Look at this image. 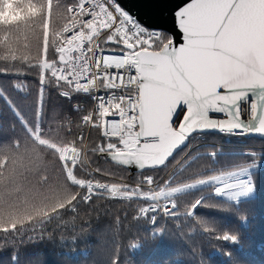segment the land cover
<instances>
[{
    "label": "trees",
    "instance_id": "1",
    "mask_svg": "<svg viewBox=\"0 0 264 264\" xmlns=\"http://www.w3.org/2000/svg\"><path fill=\"white\" fill-rule=\"evenodd\" d=\"M77 1L0 0V228L24 221L8 233L18 264H113L117 257L118 264H264V140L196 133L164 166L143 173L109 161L103 153L127 150L123 141L135 137L132 128L124 121L119 135L108 134L107 116L88 127L90 94L52 74ZM41 139L77 156L64 157ZM247 165L249 196H216L217 183L190 186ZM141 176L155 177L153 186L168 191L158 198L177 202L179 216L161 215L154 225L133 219L149 201L132 197L157 202L147 185L127 190L143 184ZM198 198L194 216L183 215ZM156 227L162 235H153ZM11 254L0 250V264H11Z\"/></svg>",
    "mask_w": 264,
    "mask_h": 264
},
{
    "label": "snow or ice",
    "instance_id": "2",
    "mask_svg": "<svg viewBox=\"0 0 264 264\" xmlns=\"http://www.w3.org/2000/svg\"><path fill=\"white\" fill-rule=\"evenodd\" d=\"M88 2L89 0H85V3ZM103 2L107 6V17L95 23H103L105 28L112 32L105 43L121 49L120 52L113 53L114 55L127 59V53L131 57L128 62L133 67L128 71L129 79L136 78L137 73L143 70L149 75L160 77L161 82L168 87L184 93V99L175 104L174 110L169 109L165 117L166 124L157 126L161 138L164 128L170 127L173 131H179L184 139L172 149L171 154L162 164L150 167L164 166L174 151L186 141L192 133L185 129L193 117H201L209 121H217L220 117L227 118L229 113L224 109L225 101L236 93L242 94L234 100V106L239 108L241 102H244L251 110L253 93L244 89L251 88L252 85L250 83L238 85L237 81L244 80L250 73H257L264 78V0H140L139 7L149 17L147 21L135 16L121 3V0H103ZM109 19L112 23L107 22ZM89 20H92L91 10L87 13L85 23ZM105 28L100 31L103 32ZM165 36L167 41H164ZM157 42H161L163 52L159 49L151 51L155 49ZM141 49L149 51L147 54H142ZM44 54L46 59V49ZM107 54L109 53H103V55ZM112 71L117 75L123 74V68L119 70L113 68ZM138 78L145 80L147 77L140 75ZM65 99L71 97L65 96ZM96 99L99 101L103 97L97 96ZM210 100L214 103H207ZM43 106L44 99L41 92L39 98L41 110ZM79 110V105L73 107V111ZM133 111L134 109H130V114ZM146 115L144 105L141 104L140 116L143 122H147ZM137 127H143V124L134 125V130ZM157 127L145 129L150 131L151 135H137L134 141L135 147L131 149L133 154L145 157L153 154L156 144L147 141L157 139ZM198 130L211 129H193V131ZM211 155L215 154L211 153ZM65 163L68 161L65 160ZM120 166L135 171H145L149 167L135 161ZM141 179L143 184L128 185L127 190L134 191L139 187L144 191L145 185L151 188L156 183L153 176H141ZM193 186L195 185L191 187ZM216 193L219 194V191ZM91 195L90 193L85 198V203H91ZM131 199L149 201L148 205L137 209V214L133 217L135 220L148 219L154 225L161 215L179 216L180 205L175 201L169 205L151 207L152 201L149 196H134ZM201 205L202 198L196 199L188 205L190 211L184 212L183 215L194 216L195 209ZM23 223L24 221L14 220L10 227L0 228V250L6 247L12 249L11 264H18L19 253L15 248V238L9 240L8 233L11 231L15 234L17 224ZM154 229L156 231L153 235L163 234V229L157 227ZM118 262L117 257L113 264Z\"/></svg>",
    "mask_w": 264,
    "mask_h": 264
},
{
    "label": "built area",
    "instance_id": "3",
    "mask_svg": "<svg viewBox=\"0 0 264 264\" xmlns=\"http://www.w3.org/2000/svg\"><path fill=\"white\" fill-rule=\"evenodd\" d=\"M106 7L103 0H89L88 3H85V0H78L70 7L73 23L57 47L59 55L52 66V74L55 78L67 82L74 91L90 94L92 110L83 119V123L88 127L91 126L95 117H103L104 112L115 110L114 114L107 115L103 119V124L108 134L119 135L123 123L122 115L126 116L125 122L131 128L135 123L136 87L139 88L140 79L137 77L129 79L128 71L133 67L128 62L131 57L127 53V59L114 55L113 53H118L121 49H111L103 42V39L112 32H109L103 23L97 24L95 21L107 17ZM90 10L92 20L85 23ZM107 22L112 23L110 19ZM102 28H105L103 32L100 31ZM156 46L152 50H156ZM104 52L109 54L103 55ZM113 68L117 70L123 68V74L117 75L112 71ZM97 96L103 99L98 101ZM130 109H134L131 114ZM235 185L241 189V192L250 189V182L247 178L237 180ZM229 186L228 183L216 185L213 193L217 196L227 192ZM149 189L152 190L151 195L157 201L151 204V207L171 203L158 198L163 192L162 188H155L152 185ZM216 191H219V194Z\"/></svg>",
    "mask_w": 264,
    "mask_h": 264
},
{
    "label": "water",
    "instance_id": "4",
    "mask_svg": "<svg viewBox=\"0 0 264 264\" xmlns=\"http://www.w3.org/2000/svg\"><path fill=\"white\" fill-rule=\"evenodd\" d=\"M121 3L135 16L146 21L149 20V17L145 14L144 10L139 7L140 0H121ZM159 50L163 52L164 48L162 47ZM148 51L149 50H141V53L147 54ZM140 75H144L147 78L145 80H140L139 125L143 124V127H138L137 135H151V132L145 131V129H151L166 124L165 117L168 114L169 109L171 108L174 110L175 104L184 99V93L168 87L161 82L160 77L149 75L143 70L140 71ZM246 83L252 85L251 88L244 89L245 91L253 93L251 110H249V106L244 102H241L239 108L234 106V100L242 94L236 93L225 101L224 109L229 113L227 118L220 117L217 121H209L205 118L193 117L185 131L191 132L192 134L190 136L196 133L201 134L218 131L243 133L264 140V86H262L264 85V78H261L257 73H250L244 80L237 81L238 85ZM207 103H214V101L210 100ZM141 104L144 105V111L147 114V122L141 120ZM241 116H243V120H241ZM193 129L211 130L193 131ZM156 136V140L150 139L147 141V143L156 144V147L153 149V154L150 157L133 154L131 149L135 147V144L128 151H108L103 154H106L105 157L109 161L116 164L123 165L130 161H135L136 163H142L149 166L147 167V170L155 169L150 166L162 164L164 159L171 154L172 149L176 148L184 139L179 131H173L170 127L164 128L162 138L160 137L159 128L157 127ZM189 137L177 150L174 151V154L186 147ZM171 157H169V159ZM129 169L132 170V168ZM133 171L135 170L133 169Z\"/></svg>",
    "mask_w": 264,
    "mask_h": 264
},
{
    "label": "rangeland",
    "instance_id": "5",
    "mask_svg": "<svg viewBox=\"0 0 264 264\" xmlns=\"http://www.w3.org/2000/svg\"><path fill=\"white\" fill-rule=\"evenodd\" d=\"M112 35V33L108 34L104 39L103 42H105L107 40V38ZM107 47L111 48V49H116L118 47H115L113 45H107ZM107 115H111V112H104V116ZM126 116L122 115V121H125ZM43 142L48 143L50 146L55 147L56 149H58L60 151V153L65 157L67 156L68 158H74L77 156V152L73 149H69V150H65V149H60L57 145L49 143L43 139H41ZM133 140L134 138L129 139L127 142L123 141V143H125V147L128 150H130V148L133 146ZM251 170H253V167L251 165H247V166H242L239 168H235L232 170H229L227 172L224 173H220V174H216L213 176H210L208 178H204V179H199L194 181L190 186L195 185L193 187H196L198 185L201 184H206V183H228L230 184L229 189L227 190V192H224L220 195H217L219 197H223V198H228L231 197V199H237V198H241V197H246L251 193V188L250 191L247 192H241V189L239 187H237L235 185V182L241 178H247L248 180H250V172ZM206 182V183H205ZM182 190V189H181ZM168 193L167 190L164 191L163 194L159 195L160 197L166 195Z\"/></svg>",
    "mask_w": 264,
    "mask_h": 264
},
{
    "label": "bare ground",
    "instance_id": "6",
    "mask_svg": "<svg viewBox=\"0 0 264 264\" xmlns=\"http://www.w3.org/2000/svg\"><path fill=\"white\" fill-rule=\"evenodd\" d=\"M161 48H162V47H161ZM161 48H160V49H161ZM152 51H155V50H152ZM139 74H140V72L137 73V78L139 77ZM139 87H140V84H139ZM136 92H137L136 103H135V114H136V119H135V123H134V125H139V94H140V88L136 87ZM134 125H133V126H134ZM132 129H133V133H134V135H135L134 140H133V145H134V141L136 140V137H137V130H138V127L135 128V130H134L133 127H132ZM245 135H248V134H245ZM227 199H231V197H228Z\"/></svg>",
    "mask_w": 264,
    "mask_h": 264
}]
</instances>
